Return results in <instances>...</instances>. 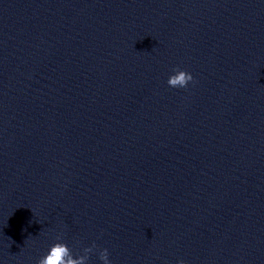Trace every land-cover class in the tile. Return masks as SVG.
Listing matches in <instances>:
<instances>
[{"label": "clouds", "instance_id": "9594fccd", "mask_svg": "<svg viewBox=\"0 0 264 264\" xmlns=\"http://www.w3.org/2000/svg\"><path fill=\"white\" fill-rule=\"evenodd\" d=\"M191 81H193L191 73L185 70L175 69L174 74L168 78L167 83L172 88H186ZM95 249V244L90 247H85L82 255L74 257L67 244L58 241L50 247L46 255L37 261V264H87L89 254ZM99 259L102 261V264H111L107 249L99 250ZM178 264H184V261L181 260Z\"/></svg>", "mask_w": 264, "mask_h": 264}]
</instances>
